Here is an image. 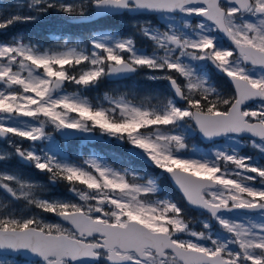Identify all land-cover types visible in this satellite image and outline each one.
Masks as SVG:
<instances>
[{
    "label": "rangeland",
    "instance_id": "374dc122",
    "mask_svg": "<svg viewBox=\"0 0 264 264\" xmlns=\"http://www.w3.org/2000/svg\"><path fill=\"white\" fill-rule=\"evenodd\" d=\"M92 1L0 0V127L10 133L7 140H0V188L8 184L16 195L12 200L0 189V223L3 227L32 225L75 236L70 226L49 214L82 210L117 223L134 218L153 230L168 232L181 246L220 252L231 264H264V210L218 215V229L201 213L187 216L200 226L195 230L178 216L180 208L158 182L165 172L178 167L212 175L216 187L203 190L212 202L264 201V141L228 135L207 145L195 143L190 111L165 96V88L159 84L168 71L185 79L188 89L206 76L203 65L193 66V61L203 58L192 51L202 53L210 37L179 29L181 20L190 25L189 17L196 9L187 8L177 17L159 13L152 17L144 14L115 18L116 24L134 31L132 35L121 36L107 29L75 37L43 33L47 27H59L69 10L76 15L88 14ZM259 2L264 5V0ZM224 6L234 35L252 33L254 44L264 47L263 16L239 15L232 6ZM44 21L48 22L46 27L38 28ZM198 25L206 31L210 29L209 25ZM36 32L41 36L33 40L25 37ZM123 58L140 71L112 84L91 111L81 90L106 80L107 63ZM222 65L228 73L237 70L235 62L225 60ZM252 76L254 82L264 83V72H254ZM55 77L62 78L64 85L51 92L49 87ZM160 100L162 104H158ZM247 112L257 118L264 114V105L255 101ZM61 124L76 128L82 135L71 144L76 150L74 162L64 156L67 141L57 136ZM92 133L103 135L114 145L128 143L125 149L138 148L152 161L151 170L156 169V173L146 178L145 173L131 167L114 166L108 163L106 154L93 152L92 145L84 149L89 154L81 152L79 147L87 145L86 137ZM18 150L26 157L24 162L17 157ZM200 228L206 232L204 238L197 239L195 233H202ZM15 258L0 256V264H44ZM157 262L179 264L171 253Z\"/></svg>",
    "mask_w": 264,
    "mask_h": 264
},
{
    "label": "water",
    "instance_id": "95a60500",
    "mask_svg": "<svg viewBox=\"0 0 264 264\" xmlns=\"http://www.w3.org/2000/svg\"><path fill=\"white\" fill-rule=\"evenodd\" d=\"M220 1L237 7L240 12L246 11L250 4V0H98L92 2L91 14L70 17L68 21L88 22L124 11L133 15L156 14L164 11L180 13L186 5H203L205 10L197 16L211 20L224 40L232 45L236 52L243 55L244 63L264 67L263 50L252 45L240 44L230 37L224 22L225 11L219 6ZM256 10L264 13V7H257ZM106 67V77L109 80L128 78L137 70L127 60L117 63L109 62ZM227 79L236 92V97L227 111L210 113L194 110L192 112V123L197 130L198 138L205 144L219 140L228 134L264 138V124L260 121L248 122L246 115L242 113L244 105L253 100H264V94L244 78L227 75ZM61 84L62 79L55 78L50 90L56 91ZM166 85L172 91L176 102L185 101L182 90L173 78H168ZM8 134L7 130L0 128L2 140L6 139ZM59 136L70 140L78 137L79 132L74 127L60 125ZM89 139L106 141L98 134L91 135ZM128 151L133 156L150 163L136 147H130ZM17 153L21 160H25L20 151ZM166 177L191 209L210 215L212 221H215V216L219 212L253 213L264 208L263 203L219 205L206 201L202 190L206 187H214L216 182L209 177L193 174L185 169L174 167L167 171ZM2 191L10 198H15L10 186L4 185ZM54 217L59 222L71 226L76 236L72 237L63 232H48L34 226L0 227V255H21L29 260L43 261L45 264H64V261L91 263L99 259L98 251L102 249L106 252L104 260L110 264H140L126 253L119 254L115 248L122 252L134 251L141 258L146 256L145 248H151L160 257H165L166 251L172 252L181 264H229V260L222 257L220 253L208 254L202 250L180 246L167 232L153 231L137 220H128L125 225H120L94 219L80 210L57 212L54 213ZM93 236H99L100 242L86 240Z\"/></svg>",
    "mask_w": 264,
    "mask_h": 264
},
{
    "label": "flooded vegetation",
    "instance_id": "af4514ba",
    "mask_svg": "<svg viewBox=\"0 0 264 264\" xmlns=\"http://www.w3.org/2000/svg\"><path fill=\"white\" fill-rule=\"evenodd\" d=\"M220 6H222L223 8L225 7L223 3H220ZM190 7L196 9L194 11V13L189 17L190 25L187 23H184L181 20V22H180L181 28H179V29L184 31V33H188L190 35L202 33V34H205L208 37H210L211 42H210L209 46L202 49L203 50L202 53H200L199 50L192 51L193 53H195V55L201 56L203 58L200 61H193V66L195 68H196V66L200 67L199 63L201 65H203V67H201V69L204 70V73L206 74V76L201 78L202 81L197 86H195L193 89H188L186 86V80L185 79H183L176 72L168 71L166 73L167 77L165 78V80L163 82H161V81L159 82V84L161 85L162 88L164 86L166 95L172 97V93L167 88L165 81L167 78H173L183 91V94H184L185 99H186L185 103L183 104V107L188 108V110L190 111V116H191V113L194 110H199L201 112L223 111V110H225L223 108V105H226V107H227L232 103V101L236 97V92H235V89L232 86V84L227 79L228 74H232L234 76H238V77H241V78L248 80V82L259 87L261 89V91L264 93V83L260 84L259 82H254L255 77L252 76V74H254V72H256V73H258L259 71L264 72V68L261 66L248 65V64L244 63L242 60L243 56L241 57V55L238 54L232 48V46H230L222 38V36L217 31V29L214 27L213 23L211 21L205 19V18H201V17L197 16V13L201 12L204 9V7L202 5H198V4L188 5V6H185L183 8V11L180 14H175V13H170V14H172L176 17H177V15H181V14L183 15L185 10L187 8H190ZM232 7L237 9L235 6H232ZM257 7H264V5L262 3H260L259 0H250V6H249L247 11H245L243 13L239 12L238 10L237 11H238L239 15L255 14L257 16H261V17L263 16V18H264V13L258 12L256 10ZM224 9H225V23H226V26L228 27V24L226 21V7ZM150 17H152V16H150ZM199 22L203 23L205 25H209L210 29L206 31L205 29L200 28L198 25ZM228 30H229L231 37L235 41H237L241 44H251V45L256 46L259 49H262L264 51V47H260V46H257L254 44L252 33H247L243 37H237L230 30L229 27H228ZM226 50L227 51L229 50L230 53L227 54L225 52ZM225 60L230 62V63L235 62L236 66H237V70L233 71L232 73L226 72L225 69L223 68V65H222V61H225ZM126 80H128V79H126ZM188 90H191V91H188ZM223 100L225 101V103H223ZM256 101L261 102L264 105V100H256ZM254 102L255 101L246 104L242 109V111L246 115V120H248L250 122L254 121V120H258V121L264 123V114L262 115V113H261V114H259V116H257V118H254V117L250 116V113L247 112V108L252 106ZM81 137H82V135H81ZM236 138L242 139V140L243 139L254 140V141H259V142L264 141V139H259V138L258 139L249 138V137H236ZM85 143H87V145H83L82 148L81 147H79V148H80L81 152H87L89 154L90 152H88L84 149L89 148V143H91V145L93 146V144L95 142L94 141L90 142L88 140V137H86ZM107 143H110V141H108ZM137 165L140 166L138 170H142V169L146 170V169L152 167L151 164H146L142 159H139V161L137 162ZM144 172L146 175V171H144ZM144 172H140V173H144ZM208 176L212 177V175H210V174H208ZM258 200H259V198H258ZM230 202H232L231 199H229V201L226 202L225 204H229ZM256 202H264V201L259 200ZM215 203H218V202H215ZM220 204H223V203H220ZM197 213L198 212H194L193 216L196 215ZM52 214L53 213H50L49 217L54 219ZM86 214H88V213H86ZM221 214H223V213H221ZM226 214L227 213H224L223 215H226ZM88 215H90V214H88ZM92 217L97 218L95 216H92ZM204 217H205V219L210 220L209 216L204 215ZM127 220L128 219L123 221L121 224H125ZM104 221H106V220H104ZM107 222H114V221H107ZM199 227L200 226L198 224H194L195 229L199 228ZM93 239L99 241V237L95 236ZM101 255H103V254H101ZM129 255L132 259L140 261L142 264H159L157 262V259H161L151 249H146V254H145L146 256L143 259H140L141 257L134 252H129ZM167 256L164 259H166Z\"/></svg>",
    "mask_w": 264,
    "mask_h": 264
},
{
    "label": "trees",
    "instance_id": "16d2710c",
    "mask_svg": "<svg viewBox=\"0 0 264 264\" xmlns=\"http://www.w3.org/2000/svg\"><path fill=\"white\" fill-rule=\"evenodd\" d=\"M65 12V11H63ZM76 12L74 10H69L66 13V17L68 16H74ZM115 18L116 16H110L108 18H102L100 20L97 21H92V22H88V23H70L67 22V20L65 18H62L61 20V25L59 27L56 28H52V27H47L43 33L45 34H62V35H66V36H71V37H75L77 34H86L88 31L91 30H96V29H111L114 30L116 32H118L120 35H124L126 31L123 30V27H121L119 24L115 23ZM48 23L46 21L40 23L38 25V28L43 29L45 28V24ZM134 32V31H132ZM41 32H36L34 34V36H32V33H30V35H25V37L29 38L30 40H33L34 37L38 38L39 36H41ZM127 34V33H126ZM130 34V32H129ZM45 35V36H47ZM0 38H1V34H0ZM27 38V39H28ZM46 42V40H44ZM66 66V65H65ZM68 66V65H67ZM113 83L107 81V80H102L99 84H94V85H89L87 87H85L83 90H81L82 95L87 96L88 100H89V106L91 108V111L95 110V107H97V104L102 100V93L106 92V91H110L111 89V85ZM66 87L70 88V85L66 84ZM162 104V101H158V104ZM223 103H225V101L223 100ZM223 108H226V105H223ZM113 122V121H112ZM194 141H197L196 137L193 139ZM128 146V143H125L124 145H110L108 147V151H105L103 149H98L100 150V152H104L107 154L109 162L114 165V166H119V167H126V166H132L133 168H136V164H135V159L131 157V155L127 152V150L125 149ZM72 147L68 146L67 150L65 153L66 157L68 158V160L70 161H74L75 157L74 154L72 153ZM97 151V150H96ZM25 169H28L32 172H38L37 170L33 169V167H29L26 166ZM24 169L21 170V172H23ZM159 183L162 184L163 187L167 188L170 195L173 196L174 201H176L177 204H179V206L182 208L181 214L179 215L180 218L182 220H185V216L187 214H193L192 210H186L185 209V204L182 200V198L180 197V195L174 191L171 186L169 185V183L166 181L164 176H161L159 178ZM1 224V223H0Z\"/></svg>",
    "mask_w": 264,
    "mask_h": 264
},
{
    "label": "bare ground",
    "instance_id": "6f19581e",
    "mask_svg": "<svg viewBox=\"0 0 264 264\" xmlns=\"http://www.w3.org/2000/svg\"><path fill=\"white\" fill-rule=\"evenodd\" d=\"M204 7V6H203ZM204 9H205V7H204ZM143 14H145V13H143ZM146 15H148V14H146ZM242 55V54H241ZM243 56V55H242Z\"/></svg>",
    "mask_w": 264,
    "mask_h": 264
}]
</instances>
